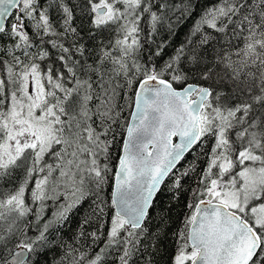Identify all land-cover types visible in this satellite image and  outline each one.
I'll return each instance as SVG.
<instances>
[{
  "label": "snow or ice",
  "instance_id": "snow-or-ice-1",
  "mask_svg": "<svg viewBox=\"0 0 264 264\" xmlns=\"http://www.w3.org/2000/svg\"><path fill=\"white\" fill-rule=\"evenodd\" d=\"M195 8L0 0V264H157L181 201L168 264H264V0H209L164 58Z\"/></svg>",
  "mask_w": 264,
  "mask_h": 264
},
{
  "label": "trees",
  "instance_id": "trees-1",
  "mask_svg": "<svg viewBox=\"0 0 264 264\" xmlns=\"http://www.w3.org/2000/svg\"><path fill=\"white\" fill-rule=\"evenodd\" d=\"M41 2L43 3L44 0H41ZM72 2L77 3V2H80V0H72ZM173 2L179 3L180 0H173ZM195 3H196L195 11L192 13L191 16L186 17L185 19H183L182 21H180L178 24L174 26V29H173L174 34L169 35L167 32L162 31L160 36L157 37L158 42L160 40H166L168 42V47L164 54V58H166L167 55H170L175 47H177L180 43L185 41L199 13L203 9V7H205L209 3V0H195ZM82 22L85 25L87 23L85 17L81 14L80 9L78 8L76 10L75 23L77 26H79ZM6 44H7L6 39L4 41H0V51L3 50ZM88 46L91 47L90 44ZM54 59H55V55H53V60ZM57 66L59 65L57 64ZM121 103L124 104V112L121 117V121H123L124 119L129 118V108L127 106L126 101H124L123 99L121 100ZM114 131H116L117 135H116V141L111 149L112 165H115L116 161L119 158V153H120V149L122 146L121 134L123 132V129L119 125H117L115 126ZM192 158H193L192 155H189L185 163L190 162ZM20 177H22V174H20ZM187 183H191V181H188ZM110 191H111L110 187L108 185H105V193H110ZM160 201H163L164 204L167 205L168 197L164 193H161L157 201L158 206L153 209L154 216H158L160 213V207H159ZM90 205H91V200H87L81 206H79L77 209L73 211L70 217V220H69V224L64 229V234L66 237L71 236L73 233H75L79 227L81 220L84 219L85 216L90 215ZM53 211H54V208L51 206V202H49V207L46 211V216L50 217ZM184 211L185 209L183 207V201L178 203L177 206L173 209L171 213V217L174 223H172L171 230L168 234V239L164 240V243L161 245L159 255L155 258L157 261V264H168L170 257L174 254L175 245L171 240V232L179 228L180 220L183 217ZM110 216H111V213L109 212V216H108L109 220H110ZM29 219H31V217ZM98 227L99 225L96 223L95 219H93V222L89 226H87V230L91 231ZM104 231L106 234L107 225L105 226ZM58 255H59V250L53 249L51 251L44 253L43 255L34 257V259H36L37 264H53V259L55 257H58ZM109 264H115L114 258L110 259Z\"/></svg>",
  "mask_w": 264,
  "mask_h": 264
}]
</instances>
